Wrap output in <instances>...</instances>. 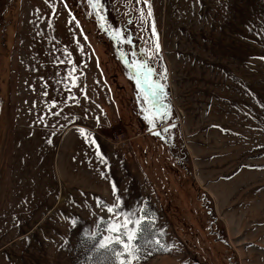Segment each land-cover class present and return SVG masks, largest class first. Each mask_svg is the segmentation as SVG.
Returning <instances> with one entry per match:
<instances>
[{
    "label": "rangeland",
    "instance_id": "1",
    "mask_svg": "<svg viewBox=\"0 0 264 264\" xmlns=\"http://www.w3.org/2000/svg\"><path fill=\"white\" fill-rule=\"evenodd\" d=\"M49 3L0 0V264H264V0ZM64 13L84 48H34Z\"/></svg>",
    "mask_w": 264,
    "mask_h": 264
},
{
    "label": "crops",
    "instance_id": "2",
    "mask_svg": "<svg viewBox=\"0 0 264 264\" xmlns=\"http://www.w3.org/2000/svg\"><path fill=\"white\" fill-rule=\"evenodd\" d=\"M39 19H43V18H38L37 16L33 17L31 22L29 23L31 24V28L34 30L35 35L37 36L32 39L34 46H37L34 48H69V50L70 48H72L74 51H79L80 48H84L82 45H84L85 43L84 42L85 38L84 39L82 38V34L80 32L81 30L76 25L77 23H75V20L73 19L72 14L64 13L60 16H55L53 18L44 17V20L42 21L44 22L43 25L41 24V22H39ZM63 25L67 28L65 33H66V36H69V40H67L66 37L62 34V36H60L61 41H57L56 39H54V37H51L50 35L44 33V29H41L42 26H46L54 34H56L58 30L63 27ZM76 26L77 28L75 29ZM25 27L26 25L22 21V18H20L19 30H18V40L15 46L16 48H33L30 43V38L32 37L31 36L29 37V35H26L27 33H24ZM60 33H64V32L60 31ZM69 50L64 51L63 54H64V59H65V56L67 57L66 64L69 65L67 66V68H69L70 71L72 72L73 67H76V66H73L74 59L71 55L72 52H70ZM65 52H67L69 55H65Z\"/></svg>",
    "mask_w": 264,
    "mask_h": 264
},
{
    "label": "snow or ice",
    "instance_id": "3",
    "mask_svg": "<svg viewBox=\"0 0 264 264\" xmlns=\"http://www.w3.org/2000/svg\"><path fill=\"white\" fill-rule=\"evenodd\" d=\"M46 3H49V0H45ZM139 2V0H137V3ZM145 2H147V0H145ZM89 5L93 8L94 11H98L99 8L101 7L100 4V0H88ZM49 7L52 9V14L53 16L55 15L56 9H55V5L54 3H49ZM65 7H67V5L65 4ZM152 13L150 11V6H149V12H148V16H151ZM141 18H143V12H141ZM75 19V18H73ZM101 19H103V17H101ZM129 23H131V21H129ZM78 26V25H77ZM153 28V32L155 31V26L154 24L152 25ZM114 35L118 38V39H125L127 43L131 44V40H127L126 37H122V33L120 31H117L114 33ZM156 50L157 52L159 51V44H156ZM65 55H69L67 52H65ZM63 63V61H62ZM130 67L135 69V81L137 84V87L141 89V92L145 94V100L146 102L151 103L152 108H155L157 110V112H159V108H158V104H159V96L162 94L163 92V87L161 85L155 84L152 80L151 77L153 75V71L151 68H149L147 66L146 63L144 62H137L135 60L132 61ZM73 72H75V67H73ZM132 78V77H130ZM70 79L72 80V86H77L76 85V77H70ZM45 95H47V93H45ZM85 98L87 99V96H85ZM73 99H75V97H73ZM53 107H55V103H53L52 105ZM60 113H53V115H59ZM164 116H167L168 113L167 111H165L163 113ZM151 122V121H150ZM81 134L85 136V139H88L90 144H95V140L91 139L90 137L87 136V134L84 132L83 129L80 130ZM157 135H159V133H156ZM100 159L103 161V156L100 157ZM115 185H113V191H115ZM108 211H112L111 208L108 209ZM112 231H116L117 228L116 226H113V228L111 229ZM134 233H129L128 234V239L132 240L134 239ZM124 249L125 251L128 252L129 256H132L133 259H135V249L132 247L131 244H125L124 245ZM128 264H132V260L128 261Z\"/></svg>",
    "mask_w": 264,
    "mask_h": 264
},
{
    "label": "built area",
    "instance_id": "4",
    "mask_svg": "<svg viewBox=\"0 0 264 264\" xmlns=\"http://www.w3.org/2000/svg\"><path fill=\"white\" fill-rule=\"evenodd\" d=\"M119 138H122V135H120Z\"/></svg>",
    "mask_w": 264,
    "mask_h": 264
},
{
    "label": "bare ground",
    "instance_id": "5",
    "mask_svg": "<svg viewBox=\"0 0 264 264\" xmlns=\"http://www.w3.org/2000/svg\"><path fill=\"white\" fill-rule=\"evenodd\" d=\"M163 1V0H162ZM169 4H167V6H168ZM161 7V6H160ZM165 11V10H164Z\"/></svg>",
    "mask_w": 264,
    "mask_h": 264
}]
</instances>
